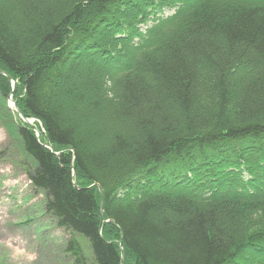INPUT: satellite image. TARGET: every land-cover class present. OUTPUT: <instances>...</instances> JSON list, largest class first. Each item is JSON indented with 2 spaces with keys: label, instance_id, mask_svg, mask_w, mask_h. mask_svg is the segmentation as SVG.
<instances>
[{
  "label": "trees",
  "instance_id": "trees-1",
  "mask_svg": "<svg viewBox=\"0 0 264 264\" xmlns=\"http://www.w3.org/2000/svg\"><path fill=\"white\" fill-rule=\"evenodd\" d=\"M10 94L77 262L264 264V0H0Z\"/></svg>",
  "mask_w": 264,
  "mask_h": 264
},
{
  "label": "rangeland",
  "instance_id": "rangeland-1",
  "mask_svg": "<svg viewBox=\"0 0 264 264\" xmlns=\"http://www.w3.org/2000/svg\"><path fill=\"white\" fill-rule=\"evenodd\" d=\"M149 26L148 21L141 28ZM9 96H0V264H81L65 251L69 232L45 211L43 192L34 189L25 174L32 162L23 151L17 127L26 123L40 137L41 125L21 118ZM74 238L83 251L82 264H95L86 241Z\"/></svg>",
  "mask_w": 264,
  "mask_h": 264
},
{
  "label": "water",
  "instance_id": "water-1",
  "mask_svg": "<svg viewBox=\"0 0 264 264\" xmlns=\"http://www.w3.org/2000/svg\"><path fill=\"white\" fill-rule=\"evenodd\" d=\"M8 99H9V102H11L12 107H14L15 111H17V113L20 115V117L23 118L26 122H28L27 119L24 118V117L19 113V111L17 110V108H16V106H15V102L12 100L11 96H9ZM44 146H46V145H44ZM46 147L49 148L48 146H46ZM99 190H100V189H99ZM120 246H121V243H120Z\"/></svg>",
  "mask_w": 264,
  "mask_h": 264
},
{
  "label": "bare ground",
  "instance_id": "bare-ground-1",
  "mask_svg": "<svg viewBox=\"0 0 264 264\" xmlns=\"http://www.w3.org/2000/svg\"><path fill=\"white\" fill-rule=\"evenodd\" d=\"M11 103V102H10Z\"/></svg>",
  "mask_w": 264,
  "mask_h": 264
}]
</instances>
